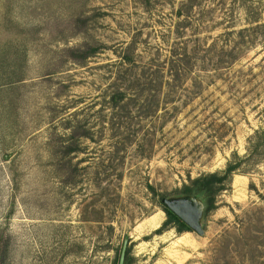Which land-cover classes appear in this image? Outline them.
Listing matches in <instances>:
<instances>
[{"label":"rangeland","instance_id":"1","mask_svg":"<svg viewBox=\"0 0 264 264\" xmlns=\"http://www.w3.org/2000/svg\"><path fill=\"white\" fill-rule=\"evenodd\" d=\"M257 194L264 0H0V264H264Z\"/></svg>","mask_w":264,"mask_h":264},{"label":"trees","instance_id":"2","mask_svg":"<svg viewBox=\"0 0 264 264\" xmlns=\"http://www.w3.org/2000/svg\"><path fill=\"white\" fill-rule=\"evenodd\" d=\"M170 77L171 74H168ZM166 84H169L168 81H165ZM121 95V94H120ZM262 132V131H261ZM257 133L256 131L254 132ZM255 150V145L253 147ZM248 150V149H246ZM248 154V153H247ZM246 159V154L241 158L238 157L235 152L231 153L230 158L226 161L225 167L220 172H208L201 174L200 176L190 180L189 185H184L182 187L181 193L185 195L191 194V192H201L205 196L206 210L214 205V197L218 192H221L226 189V186L229 184V178L231 174L241 171V164ZM249 188L255 190L253 185L250 183ZM259 198L264 199L260 194H257ZM163 205V204H162ZM163 212L167 216V221H177L179 220L170 210H168L164 205L162 208ZM180 221V220H179ZM177 231L189 230L187 226L183 223H180L176 228Z\"/></svg>","mask_w":264,"mask_h":264},{"label":"water","instance_id":"3","mask_svg":"<svg viewBox=\"0 0 264 264\" xmlns=\"http://www.w3.org/2000/svg\"><path fill=\"white\" fill-rule=\"evenodd\" d=\"M189 198L184 195L183 198L169 200L161 198L160 202L170 210L180 221L186 224L190 229L200 233L198 224L199 208L188 202ZM125 242L121 245L116 264H123Z\"/></svg>","mask_w":264,"mask_h":264},{"label":"bare ground","instance_id":"4","mask_svg":"<svg viewBox=\"0 0 264 264\" xmlns=\"http://www.w3.org/2000/svg\"><path fill=\"white\" fill-rule=\"evenodd\" d=\"M154 223H156V219H153V220L151 221V224H154Z\"/></svg>","mask_w":264,"mask_h":264}]
</instances>
